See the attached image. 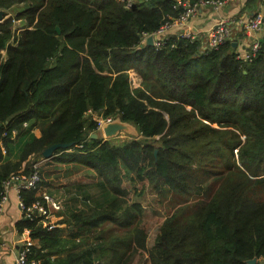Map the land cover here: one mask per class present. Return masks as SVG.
Returning <instances> with one entry per match:
<instances>
[{
    "label": "trees",
    "instance_id": "trees-1",
    "mask_svg": "<svg viewBox=\"0 0 264 264\" xmlns=\"http://www.w3.org/2000/svg\"><path fill=\"white\" fill-rule=\"evenodd\" d=\"M0 9L14 11L0 22V191L14 174H31L47 147L70 143L46 158L38 186L21 198L31 205L60 186L95 202L70 212L66 229L24 217L18 228L31 230L33 257L263 263L264 41L248 59L235 39L208 50L177 34L160 48L144 43L184 11L178 0H0ZM90 111L120 117L139 135L118 144L94 138L99 121ZM126 181L149 185L169 208L155 236L142 206L129 203Z\"/></svg>",
    "mask_w": 264,
    "mask_h": 264
},
{
    "label": "built area",
    "instance_id": "built-area-1",
    "mask_svg": "<svg viewBox=\"0 0 264 264\" xmlns=\"http://www.w3.org/2000/svg\"><path fill=\"white\" fill-rule=\"evenodd\" d=\"M235 0H200L198 3L190 4L189 0H178V4L184 7V11L172 21H167L164 23L153 35V46L160 48L162 45L166 44V40L170 35H179L183 38H188L195 40L199 38L195 33H193L189 28V20L194 16L202 5H210L214 8H220L224 5H228ZM131 5V3H129ZM18 21V20H17ZM264 26V14L261 11L254 13L250 16L247 21L245 28L249 34H254L261 30ZM149 34H146L144 38V43ZM232 40V29L230 27V21L223 18L219 20L214 26H211L206 33V40L203 42V49H213L218 48L220 45L226 41ZM261 41L258 38H254L249 48L243 52L239 53L244 59L255 57L259 50L261 49ZM90 113H93L90 111ZM93 115H95L93 113ZM95 117L99 121V129L102 125L110 121L113 118H102L100 116ZM46 158H42L39 161L34 162L33 171L31 174L25 176L22 173L14 174L10 179L3 182V190L0 191V219L4 211L5 203L8 200V191L11 187L15 186L19 196V206L23 211L24 217L34 219V217L40 216L43 223H47L50 216V210H59L62 208L60 200L54 198L51 194L43 192L41 198L37 199L33 204L26 205L21 198L20 191L22 189H32L38 186L41 181L40 167L45 162ZM22 243L18 250L15 258V264H41V260L32 256V246L34 245V240L31 235V230L25 228L22 231ZM264 264V260L262 261Z\"/></svg>",
    "mask_w": 264,
    "mask_h": 264
},
{
    "label": "crops",
    "instance_id": "crops-1",
    "mask_svg": "<svg viewBox=\"0 0 264 264\" xmlns=\"http://www.w3.org/2000/svg\"><path fill=\"white\" fill-rule=\"evenodd\" d=\"M263 9L264 0H235L220 8L202 5L197 13L190 18L188 25L190 30L204 42L206 40L207 30L211 26H214L223 18L228 19L232 29V39H235L236 42L235 48L239 53H243L249 48L254 38L264 39V26L252 35L245 28L250 16L258 11L264 14ZM33 133L37 136L41 135V131L37 127L33 129ZM3 150L4 153H7L6 148H3ZM25 164L26 161L23 162V165ZM75 178L77 177L75 176ZM43 192L51 194L54 198L60 200L62 204L61 209L50 210L49 219L47 223H44L49 227L57 226L66 229L67 222H64V218L70 212L74 209L85 208L95 203L90 199L83 202L80 199L81 196L77 197L76 195V197H73L77 193L73 187L56 186L51 189H43L41 194ZM19 201L17 190L13 186L8 191V200L5 203L4 211L0 219V264H15V258L22 243L23 234L18 228V223L24 218V214L19 206ZM85 202L91 203L88 204ZM66 234L69 235V231Z\"/></svg>",
    "mask_w": 264,
    "mask_h": 264
},
{
    "label": "rangeland",
    "instance_id": "rangeland-1",
    "mask_svg": "<svg viewBox=\"0 0 264 264\" xmlns=\"http://www.w3.org/2000/svg\"><path fill=\"white\" fill-rule=\"evenodd\" d=\"M11 15H14V11L12 10L6 11L5 17H9ZM20 28H21V22L16 21L15 28H14L15 33L19 32ZM131 70L129 71V76H130L132 87H138L141 83V77L138 75V73L134 69H131ZM97 132H99L98 138L102 137L105 139L102 129H99ZM137 135H138L137 132L136 134H133L127 131H122L116 137H113L110 139L113 141V143L118 144L124 141L131 140L135 138V136ZM76 177L79 178V175ZM82 178H84V176H82ZM125 186L128 187L130 190V195H129V200H128L129 203L136 202L142 206L143 214H142L141 219L143 221V225L149 229L151 237L155 236L156 227L167 216V212L169 211V208H167L166 203H163L158 199L156 193L151 187H149V185H146L144 187L141 185V183H136L135 185H133L131 184L130 181H126ZM89 190L90 191L88 193L93 197L100 198L102 196V190L101 188L97 186H91L89 187ZM84 204L82 205L85 206ZM106 227L109 228L111 226L106 225ZM133 264H147L146 255L137 256Z\"/></svg>",
    "mask_w": 264,
    "mask_h": 264
},
{
    "label": "water",
    "instance_id": "water-1",
    "mask_svg": "<svg viewBox=\"0 0 264 264\" xmlns=\"http://www.w3.org/2000/svg\"><path fill=\"white\" fill-rule=\"evenodd\" d=\"M5 15H6V10L0 9V22H2L4 19L7 18L5 17ZM57 30L60 31L59 27H57ZM153 40H154L153 35H149L146 38L145 43L148 45H153ZM232 43H233V46L236 47V42H232ZM101 129H102V132L104 133L105 139L116 137L122 131H127L133 134H136L137 132V134L139 135V131L135 125L127 121H123L120 117H116V118L111 119L110 121L105 122L102 125ZM98 136H99V132H94L92 134V137L94 138H98ZM70 145H71L70 143H55L47 147L43 151V155L45 158H50L52 157L56 149L60 147L66 148ZM155 154H157V151H155ZM256 263H257V257H254L248 260V264H256Z\"/></svg>",
    "mask_w": 264,
    "mask_h": 264
}]
</instances>
